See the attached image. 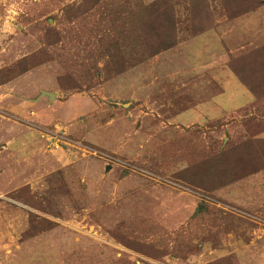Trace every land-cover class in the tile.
Masks as SVG:
<instances>
[{"label":"rangeland","instance_id":"1","mask_svg":"<svg viewBox=\"0 0 264 264\" xmlns=\"http://www.w3.org/2000/svg\"><path fill=\"white\" fill-rule=\"evenodd\" d=\"M0 264H264V0H0Z\"/></svg>","mask_w":264,"mask_h":264}]
</instances>
